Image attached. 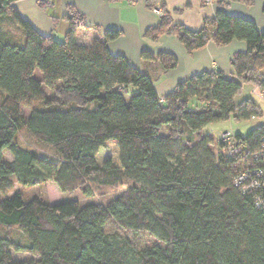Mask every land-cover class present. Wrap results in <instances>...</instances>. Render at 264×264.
Instances as JSON below:
<instances>
[{
	"label": "trees",
	"instance_id": "obj_1",
	"mask_svg": "<svg viewBox=\"0 0 264 264\" xmlns=\"http://www.w3.org/2000/svg\"><path fill=\"white\" fill-rule=\"evenodd\" d=\"M17 1L0 0V264H264V208L256 203L264 187L235 185L240 173L261 165L254 154L264 126L234 134L235 153L203 131L261 114L253 99L235 97L245 83L264 91V30L220 9L194 32L173 24L162 2L149 5L161 16L145 38L173 34L187 54L210 41L246 43L244 53L233 54L229 75L204 71L159 98L148 73L109 52L120 31L77 43V31L88 27L68 7V30L58 41L20 17ZM141 56L157 61L162 73L177 67L168 52ZM20 132L54 155L22 144ZM50 182L60 193L90 198L125 187L107 205L50 204L21 189L8 194L15 184ZM108 221L163 246L136 251L128 239L104 233ZM13 229L25 239H14ZM12 251L36 258L15 260Z\"/></svg>",
	"mask_w": 264,
	"mask_h": 264
},
{
	"label": "crops",
	"instance_id": "obj_2",
	"mask_svg": "<svg viewBox=\"0 0 264 264\" xmlns=\"http://www.w3.org/2000/svg\"><path fill=\"white\" fill-rule=\"evenodd\" d=\"M161 2L169 11L173 24H181L194 32L199 31L205 19L214 17L220 9L230 16L248 19L255 23L257 29L264 30V0H252L251 3L242 0H214L209 3L204 0H18L14 6L20 17L43 36L55 38L56 33H60L59 37L65 36L68 7L82 14L88 27L77 31V43L87 46L105 31H120L119 38L107 43L109 52L124 56L133 67L148 73L153 78L159 98L173 92L180 81L204 71L229 75L232 72L230 60L234 53H244L245 42L233 40L219 47L210 41L199 51L187 54L183 44L173 34L155 40L144 37V31L156 26L161 16L152 11L149 5L155 6ZM39 3H43V6ZM144 51L153 57L160 52L171 53L177 58V67L162 73L157 61L142 59Z\"/></svg>",
	"mask_w": 264,
	"mask_h": 264
},
{
	"label": "rangeland",
	"instance_id": "obj_3",
	"mask_svg": "<svg viewBox=\"0 0 264 264\" xmlns=\"http://www.w3.org/2000/svg\"><path fill=\"white\" fill-rule=\"evenodd\" d=\"M155 8L159 9V6H156ZM154 8V9H155ZM153 9V10H154ZM152 10V11H153ZM160 13V12H159ZM60 33L55 34V38L59 41H62L64 37H59ZM36 72V77L39 79L41 78V73ZM264 73V69L262 71ZM254 86L245 83L241 92L236 95L235 102L240 103L246 98H251L255 101L257 106L261 107V114H258L256 117H252L251 119H248L247 121H235L234 119L225 120L224 122H217L214 124H209L206 127L203 128L204 134H208L212 137L214 142H219L222 134H224L226 131H232L235 135L239 134L241 136H246L250 131L254 130L258 126H264V101L260 100L258 96H255L253 93ZM128 97H126L127 99ZM18 139L21 141L22 144L25 146H29L30 148L36 150L43 156H52L53 151L51 149L46 148L45 146L41 144H36L27 134L24 132L19 133ZM5 160H10L11 156L9 153H5L4 155ZM124 185H120L117 187L116 191L109 190L106 191V195L104 197H100L97 194L96 196L90 198L83 196L79 191H73V193H60L56 185L53 182L50 183H42L37 186H29L25 187L20 184H15L14 188L9 191V195L18 189H21L22 193H24L28 198L32 196H41L45 200H47L50 204L51 203H62V202H68V201H77L80 206H85V204H96V203H102L104 205H107V203L110 202V200L116 198L118 192L122 191L124 188ZM12 237L14 239H25L24 233L20 229H13L12 230ZM104 233L106 235H109L110 237H114L117 240H122L123 238L128 239L129 244L132 245L134 250L140 251L143 248L151 247L153 245H159L163 246V244H160L153 236H150L146 232L136 233V235L132 234L131 232H127L123 230L120 226H117L116 223L112 221H108L107 225L104 227ZM12 258L15 260H26L30 261L36 256H30L26 253H14L11 252Z\"/></svg>",
	"mask_w": 264,
	"mask_h": 264
},
{
	"label": "built area",
	"instance_id": "obj_4",
	"mask_svg": "<svg viewBox=\"0 0 264 264\" xmlns=\"http://www.w3.org/2000/svg\"><path fill=\"white\" fill-rule=\"evenodd\" d=\"M214 0H204L205 3L212 2ZM153 11H156L159 13V10L155 8ZM253 93L255 96H258L260 100L264 101V91L260 87H254ZM234 137V133L232 131H226L221 136V141L225 145L233 146L232 139ZM263 139V138H262ZM239 147H232L231 152H237ZM256 162L261 163V165L257 168L250 169L247 172L240 173L235 180L236 187H240L241 190H254V191H260L261 188L264 187V141L263 145L260 148L258 152L255 154ZM256 203L258 206H261L264 208V197L263 195H256Z\"/></svg>",
	"mask_w": 264,
	"mask_h": 264
}]
</instances>
